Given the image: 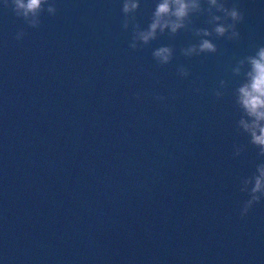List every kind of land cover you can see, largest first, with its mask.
<instances>
[{
	"label": "water",
	"instance_id": "95a60500",
	"mask_svg": "<svg viewBox=\"0 0 264 264\" xmlns=\"http://www.w3.org/2000/svg\"><path fill=\"white\" fill-rule=\"evenodd\" d=\"M155 2L140 0L142 28ZM55 3L33 29L0 0V264H264V200L239 214L260 161L234 131L230 73L264 45V0H228L240 38L191 58L189 32L130 49L121 0Z\"/></svg>",
	"mask_w": 264,
	"mask_h": 264
},
{
	"label": "clouds",
	"instance_id": "9594fccd",
	"mask_svg": "<svg viewBox=\"0 0 264 264\" xmlns=\"http://www.w3.org/2000/svg\"><path fill=\"white\" fill-rule=\"evenodd\" d=\"M140 0H121V29L130 30L128 47L137 50L146 46L159 36L174 38L178 32H189L195 43H188L179 49L180 55L191 58L202 54H215L217 46L214 39L225 38L235 41L240 38L237 25L244 20V14L236 3L228 4V0H156L154 9L145 27L137 21L136 13ZM3 7L10 8L13 15L20 19L27 28H39L41 13L53 16L57 12L55 0H3ZM204 17L207 27H194L193 18ZM26 35L24 28L17 31L16 40ZM175 49L169 45L155 48L151 55L158 66L171 63ZM177 74L185 79L188 69L177 66ZM232 77H242L233 88V104L239 112L234 131L237 136L247 137V145L257 149L256 156L260 161L254 165V171L240 178L239 191L246 194L239 207L240 217H245L254 204L264 200V45H259L248 55L236 59L230 68ZM226 87V81H219V89ZM198 91V89H195ZM220 90L213 91L216 98L222 97ZM139 99V94H137ZM157 101L166 98L154 96ZM247 145L234 144L233 157H239Z\"/></svg>",
	"mask_w": 264,
	"mask_h": 264
}]
</instances>
